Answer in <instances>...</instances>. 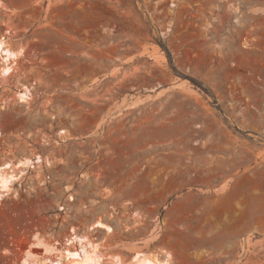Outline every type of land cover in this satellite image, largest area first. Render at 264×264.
Returning a JSON list of instances; mask_svg holds the SVG:
<instances>
[{
    "label": "rangeland",
    "instance_id": "374dc122",
    "mask_svg": "<svg viewBox=\"0 0 264 264\" xmlns=\"http://www.w3.org/2000/svg\"><path fill=\"white\" fill-rule=\"evenodd\" d=\"M0 2V36L25 49L0 76V160L52 161L0 200V264L98 219L115 232L90 234L126 264L162 248L174 264H264V0ZM176 146L203 161L196 183L161 158Z\"/></svg>",
    "mask_w": 264,
    "mask_h": 264
},
{
    "label": "bare ground",
    "instance_id": "6f19581e",
    "mask_svg": "<svg viewBox=\"0 0 264 264\" xmlns=\"http://www.w3.org/2000/svg\"><path fill=\"white\" fill-rule=\"evenodd\" d=\"M2 6L3 3L0 2V7ZM13 33V29L7 28L5 33L0 36V76L3 77L2 79L12 76L19 60L25 56L23 47L15 48L13 46ZM33 84H23L20 91L16 93L19 102H29L33 98ZM163 127L162 124L158 126L151 125L147 128V133L155 137L169 135V132L167 133ZM67 131V129H63L61 132L67 133ZM2 136L3 132L0 128V140ZM161 144L160 146L163 148H173L172 144L164 140L161 141ZM193 153L192 157L198 162L194 168L185 164L184 155L187 154H183V150H180L177 146L175 150L162 154L161 158L163 161L169 162L171 166L174 165L173 169H177L176 174L182 180L188 183H196L197 178L204 175L206 168L203 161L195 156V151ZM176 163L177 165H175ZM51 164L50 157L39 153H34L32 157L24 156L16 160L4 157V160H0V200L12 192H16L15 184L21 182L28 170L32 168L39 172L43 167ZM142 216L140 215V219H142ZM139 221L141 222V220ZM88 228L87 232L79 233L75 227H72L64 242L59 240L50 241L39 235L38 232L35 233L33 240L30 239L31 242L27 243L28 245L21 256L22 264H126L121 256L106 252V246L95 241V237L90 234V230L96 228L105 229L108 234L113 233L115 232L113 225L98 219ZM108 229H111V231ZM35 248L41 249L40 251H43L44 254H39V250H35ZM172 255L165 248L158 252H146L143 249H138L135 251L131 262L133 264H174Z\"/></svg>",
    "mask_w": 264,
    "mask_h": 264
},
{
    "label": "built area",
    "instance_id": "2783aa9c",
    "mask_svg": "<svg viewBox=\"0 0 264 264\" xmlns=\"http://www.w3.org/2000/svg\"><path fill=\"white\" fill-rule=\"evenodd\" d=\"M2 148V145H0V149Z\"/></svg>",
    "mask_w": 264,
    "mask_h": 264
},
{
    "label": "snow or ice",
    "instance_id": "6c2138e0",
    "mask_svg": "<svg viewBox=\"0 0 264 264\" xmlns=\"http://www.w3.org/2000/svg\"><path fill=\"white\" fill-rule=\"evenodd\" d=\"M109 231H111V229H108Z\"/></svg>",
    "mask_w": 264,
    "mask_h": 264
}]
</instances>
